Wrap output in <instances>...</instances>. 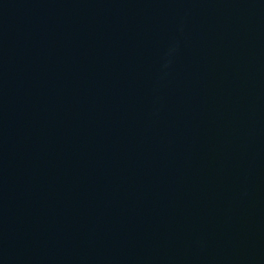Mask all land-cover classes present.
Here are the masks:
<instances>
[{
  "label": "water",
  "instance_id": "water-1",
  "mask_svg": "<svg viewBox=\"0 0 264 264\" xmlns=\"http://www.w3.org/2000/svg\"><path fill=\"white\" fill-rule=\"evenodd\" d=\"M0 264H264V0H0Z\"/></svg>",
  "mask_w": 264,
  "mask_h": 264
}]
</instances>
